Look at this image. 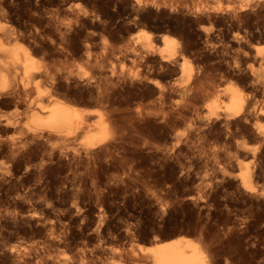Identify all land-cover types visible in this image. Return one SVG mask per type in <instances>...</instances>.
<instances>
[{"label": "rangeland", "instance_id": "374dc122", "mask_svg": "<svg viewBox=\"0 0 264 264\" xmlns=\"http://www.w3.org/2000/svg\"><path fill=\"white\" fill-rule=\"evenodd\" d=\"M234 1L55 0L59 21L70 22L69 38L73 48L80 50L59 58V64L87 77L93 75L96 69L82 56L88 46L93 55L104 57L105 72L112 66L122 79L116 136L107 151L91 160L79 148L87 135L96 136L94 121H88L83 132L64 146L60 140L46 138L26 142L17 138L15 143L9 138L11 129L0 126V264H14L7 253L9 246L40 239L49 224L61 230L65 227L71 234L70 246L55 243L53 253L65 256L84 249L88 253L85 264H133L132 255L148 257L142 250L147 239L171 231L202 241L215 264H264V201L243 194L237 175L239 168L249 165L255 170L257 184L264 188V143L257 144V156L250 161L235 153L238 142L255 145L250 129L236 127L231 133L212 128L176 139L184 126L167 120L169 105L177 98L169 86L187 82V72L179 70L184 59L177 57L175 63L161 65L157 53L162 43L157 41V53H145L142 45L145 36L163 33L180 46L190 41L194 55L188 54L184 62L188 61L191 76L202 71L199 83L224 87L228 82L215 79L227 69L234 50L211 51L206 33L235 48L234 37L249 29L256 43L264 47V11L263 15L245 13L238 20L219 24L215 18L196 20L191 6L218 3L225 7ZM34 3L25 2L27 15L18 24L6 22L27 30ZM67 7L70 14L65 12ZM58 25L64 31L63 23ZM218 30L221 38L216 36ZM138 36L142 39L139 49L129 51L130 42ZM153 84L165 94L152 91ZM73 98L70 104L75 106L68 107L71 114L97 107L87 95L77 93ZM212 99H195L190 109L191 104L206 105ZM263 101L264 93L254 99L255 104ZM1 108L3 113L11 112L9 107ZM47 118L46 113L31 114V123ZM73 147H78L79 154ZM28 210L43 211L46 224L22 217Z\"/></svg>", "mask_w": 264, "mask_h": 264}, {"label": "bare ground", "instance_id": "6f19581e", "mask_svg": "<svg viewBox=\"0 0 264 264\" xmlns=\"http://www.w3.org/2000/svg\"><path fill=\"white\" fill-rule=\"evenodd\" d=\"M25 2L27 0H0V126L11 129L9 138L12 142L17 138L19 142L46 138L60 140L64 146L68 145L87 123L89 124L88 121L90 123L94 121L97 137L87 135L83 142L81 141L82 144L79 143L81 144L79 149L84 153V158L91 159L90 157L97 156L99 152L107 151L115 140L117 125L115 117L118 97L122 91L120 90L122 79L115 74L112 66L109 72H105L107 64L102 59L104 57L93 55L88 46H84L82 56L96 69L95 73L92 72L93 75L87 77L83 75L84 73H75L74 70L59 64V58L67 57L71 53H79L80 50L73 48V42L69 38L67 29L70 28V22L59 21L55 0H34V7H30V25L27 30L17 28L19 25L17 27L9 25L6 21L17 23L27 15ZM234 2L225 7L218 3H199L191 6V9L196 20L215 18L219 24L229 19L240 18L245 13L255 14V16L263 15L261 13L264 11V0H235ZM137 3L140 4L139 1ZM65 12L70 14V8L67 7ZM60 22L63 23L64 31L59 28ZM169 22L171 23V19ZM163 28L165 27H159V30ZM140 36L130 42L129 51H135L138 48L137 45L142 42ZM216 36L221 38L222 33L218 30ZM145 37L146 42L142 44L145 53L156 52L157 41L162 43L161 50L156 52L160 55L158 63L161 65L175 63L177 57L185 61V58L188 59L190 55H194L190 41L180 46L164 33L159 36ZM234 40L235 48L228 41L213 40L208 33L205 35V42L211 51L229 53L228 49L234 50L230 52L231 62L227 61V69L220 78L215 79L220 83L228 82L224 87L202 85L199 83L202 71L191 76L188 61L180 63V68L178 67L180 72L188 74L187 82L179 81L171 83L170 86V83L168 84L171 93L177 98L169 105L167 120L184 126L175 136L178 140L199 132L204 133L212 128L226 129L231 133L236 127L250 129L251 140L255 141V145H249L245 141L238 142L235 153L238 157L253 161L257 156V144L264 143V101L259 104L254 103L255 97L264 93V47L256 43V37L249 29L234 37ZM103 47H107V44ZM153 86L152 91L157 92L159 96L165 94L158 85L153 84ZM77 93L87 95L90 103L97 107L84 109V112L74 110L71 114L68 107L75 106L70 103ZM208 97H214V99L206 105H192L195 99L204 100ZM217 100H220L222 104ZM3 106L11 108V112L3 113L1 111ZM138 112L142 113L141 110ZM45 113L48 115L47 120L35 125L31 123V114ZM187 113H190V117ZM77 148L74 149L78 153L80 151ZM238 171L242 193L264 201V188L257 184L254 168L248 165L239 168ZM21 214L27 220H34L35 224H46L43 220V211L28 210ZM0 215L3 214L0 213ZM44 227H46V233L40 239L32 240L25 246H9L7 253L14 260V264L44 262L85 264L88 253L84 249L65 256L53 253L52 246L55 243L63 246L71 244V234L65 227L62 230L56 224ZM147 243L148 245L142 250L148 254V257H142L140 254L132 255L130 259L133 264H215L202 241L191 236L180 235L179 231L156 235L147 239Z\"/></svg>", "mask_w": 264, "mask_h": 264}]
</instances>
